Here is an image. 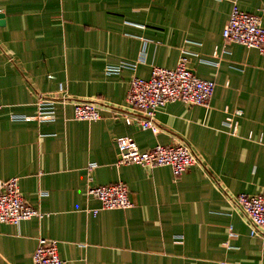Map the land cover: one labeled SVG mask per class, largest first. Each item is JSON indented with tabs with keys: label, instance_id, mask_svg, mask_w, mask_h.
Wrapping results in <instances>:
<instances>
[{
	"label": "crops",
	"instance_id": "obj_1",
	"mask_svg": "<svg viewBox=\"0 0 264 264\" xmlns=\"http://www.w3.org/2000/svg\"><path fill=\"white\" fill-rule=\"evenodd\" d=\"M234 3L264 26V0H0V184L18 177L44 214L0 222V264H34L40 237L58 240L63 264H264V239L228 198L264 195V55L223 38ZM184 51L215 82L209 105L165 103L158 133L128 124L131 78ZM123 62L135 67L107 71ZM41 94L99 102L101 117L77 120L61 102L42 121L13 116L37 115ZM122 136L141 150L187 144L199 163L178 177L118 165ZM120 181L133 205L93 214L88 187Z\"/></svg>",
	"mask_w": 264,
	"mask_h": 264
},
{
	"label": "built area",
	"instance_id": "obj_2",
	"mask_svg": "<svg viewBox=\"0 0 264 264\" xmlns=\"http://www.w3.org/2000/svg\"><path fill=\"white\" fill-rule=\"evenodd\" d=\"M222 35L225 41L257 49L264 55V26L260 17L243 11L237 3H234L232 7ZM188 62V54L184 51L174 68L153 66L148 79L133 76L126 98L129 111L120 112L124 115L126 122L131 124L135 119L142 129L158 133L160 126L156 121V114L165 103L180 100L188 105L208 106L214 94L215 82L198 77L189 68ZM127 66L134 68L135 64L123 62L121 65L108 66L107 71L118 72L122 67ZM57 102L71 103L74 118L77 120L95 121L101 117L102 104L99 102L71 98L66 95L54 98L42 94L39 95L37 101V115L13 116L42 121L54 111ZM241 115H243V110L236 108L227 115L223 126L228 128L230 133L237 134L239 128L237 117ZM116 146L119 154L118 165L138 164L150 168L168 166L174 177L180 176L189 167L199 163L191 147L184 143L157 144L149 150H141L132 137L122 136L116 139ZM87 192L101 203L99 208L92 210L95 215L100 209H127L133 205L129 188L122 181L107 185H90ZM228 198L248 219L251 235L264 239V195L241 193L236 196L228 195ZM43 215L24 199L18 177H11L0 184V222L17 225L23 220L43 217ZM230 230V235L235 236L232 228ZM181 238L177 237V239ZM58 244L56 239L40 237L33 254V263L63 264Z\"/></svg>",
	"mask_w": 264,
	"mask_h": 264
}]
</instances>
